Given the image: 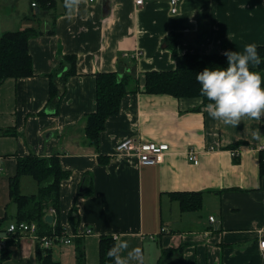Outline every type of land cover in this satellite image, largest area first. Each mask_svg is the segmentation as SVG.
I'll return each instance as SVG.
<instances>
[{"label":"crops","instance_id":"0c3cea01","mask_svg":"<svg viewBox=\"0 0 264 264\" xmlns=\"http://www.w3.org/2000/svg\"><path fill=\"white\" fill-rule=\"evenodd\" d=\"M50 1L36 7V0H0V35L37 30L28 44L33 75L0 84V220H9L0 227V240L9 236L17 213L10 179L18 158L57 154L70 173L61 183L58 223L71 243L52 249L61 264H78L79 240L85 264H100L103 235L127 245L121 258L140 249L142 264H159L163 249L180 246L183 264H264V117L226 125L207 114L200 97L149 94L145 88L147 73L176 68L167 46L171 38L180 55L242 52L250 43L258 52L264 47V0H183L177 15L170 0H151L142 8L135 0ZM104 73L139 83L107 119L96 150L83 122L97 111V78ZM52 85L60 94L56 106ZM127 138L167 144L169 150L158 165H142L134 154L116 153ZM190 152L198 164L189 161ZM27 177L21 191L34 194L38 186ZM87 178L92 193L80 195ZM179 193H203L201 208L182 210ZM11 243L3 264H38L30 235Z\"/></svg>","mask_w":264,"mask_h":264},{"label":"trees","instance_id":"16d2710c","mask_svg":"<svg viewBox=\"0 0 264 264\" xmlns=\"http://www.w3.org/2000/svg\"><path fill=\"white\" fill-rule=\"evenodd\" d=\"M38 1V2H37ZM44 3L53 4L50 0H43ZM42 0H36V7ZM37 35V30L29 28L15 32H6L0 35V84L7 78H22L33 75L32 57L28 50L29 40ZM167 46L172 50L176 68L171 71H152L145 75V88L149 94H168L176 98L200 97L206 106L209 101L200 94V85L196 81V74L206 67H226V57L217 53L208 55H180L177 51V40L168 39ZM260 64L253 71L259 72L264 79V47L258 49ZM138 79L127 76L119 79L116 73L99 74L97 78V111L88 115L83 125L85 135L89 144L96 150L99 145L100 133L105 129L106 121L110 116L119 113L122 99L138 86ZM135 85V86H133ZM134 87V88H133ZM264 87V82H262ZM60 94L55 86L51 89V104L57 105ZM6 134H11L6 131ZM231 149V148H230ZM235 149V148H232ZM101 160V159H100ZM108 159H102L106 162ZM260 171L264 175V151L260 153ZM24 176L31 177L38 186V191L34 194H23L21 191V179ZM70 173L63 170L59 156L40 157L29 155L18 158L17 172L10 179V198L16 205L17 213L14 222L37 223L40 236H52L53 232L61 234L63 227L58 223L60 213V188L63 180L68 179ZM86 180V179H85ZM82 183L80 195H90L92 186L90 179ZM182 210L199 209L202 206L203 193H179ZM50 209L55 210L53 222L48 223L46 216ZM77 210L71 212V221L76 225ZM8 217L0 220V227L8 223ZM10 225V223H9ZM8 225V226H9ZM65 233V232H64ZM10 236V235H9ZM20 238L19 235H11L6 240L5 246L1 249L0 264L11 257L10 249L12 240ZM52 248H45L40 241L36 242V256L38 264H61L54 260ZM116 246V240L112 235L100 237L99 253L100 264H116V258L109 255L112 248ZM184 247L163 249L159 259V264H183ZM78 264H85L86 253L84 243L79 240L77 248Z\"/></svg>","mask_w":264,"mask_h":264},{"label":"clouds","instance_id":"9594fccd","mask_svg":"<svg viewBox=\"0 0 264 264\" xmlns=\"http://www.w3.org/2000/svg\"><path fill=\"white\" fill-rule=\"evenodd\" d=\"M257 47L250 43L242 52L225 50L222 55L226 57V67H206L196 74L200 94L209 101L205 111L212 119L238 126L243 118L260 120L264 117V79L250 68L261 62ZM256 135L259 138L258 132ZM126 248V244H118L109 255L116 258V264H129V261L142 264L140 249H133L126 258H121L120 253Z\"/></svg>","mask_w":264,"mask_h":264},{"label":"built area","instance_id":"2783aa9c","mask_svg":"<svg viewBox=\"0 0 264 264\" xmlns=\"http://www.w3.org/2000/svg\"><path fill=\"white\" fill-rule=\"evenodd\" d=\"M71 1V0H69ZM90 2H94L95 0H89ZM151 0H135V4L137 7H144L148 2ZM183 2V0H170V12L172 15H177L179 11V6ZM33 6H36V3H33ZM141 55V53H138ZM137 58L136 56H134ZM169 150V145L167 144H156L151 142H143L135 138H127L124 141H121L116 146V153L118 154H134L137 156L140 164L153 166L158 165L162 159V156L166 151ZM234 156H238V153L233 152ZM189 161L193 162L194 164H198V158L194 152H190L188 154ZM50 214H55L54 209H50ZM212 222H215L214 217H210ZM165 229H162V232ZM7 232L10 236L6 239L0 240V247L1 249L5 246L6 240L11 235H30V237L35 241H40L41 245L45 248H52L55 244H69L71 243L70 238L64 233L58 234L53 232L52 236H40L39 235V227L37 223H26V222H12L8 226ZM86 234H91V230H87ZM152 239L154 237H151ZM259 249L264 256V239H259Z\"/></svg>","mask_w":264,"mask_h":264},{"label":"rangeland","instance_id":"374dc122","mask_svg":"<svg viewBox=\"0 0 264 264\" xmlns=\"http://www.w3.org/2000/svg\"><path fill=\"white\" fill-rule=\"evenodd\" d=\"M181 5H182V3H181L180 6H179V11L181 10ZM27 179H30L31 181H33L30 177H27ZM31 183H32V185H33L34 182H31ZM24 192H25V193L27 192V194H30L29 192H31V191H29L28 189L24 188ZM192 216L195 217V218H197L196 214H194V213H192ZM175 217H176V216H175ZM163 218H164V220L167 219V212H166V211H164V216H163ZM208 218H209V213L206 215V221H208Z\"/></svg>","mask_w":264,"mask_h":264},{"label":"water","instance_id":"95a60500","mask_svg":"<svg viewBox=\"0 0 264 264\" xmlns=\"http://www.w3.org/2000/svg\"><path fill=\"white\" fill-rule=\"evenodd\" d=\"M46 221H47L48 223H52V222H53V216H52V215H47V216H46Z\"/></svg>","mask_w":264,"mask_h":264}]
</instances>
